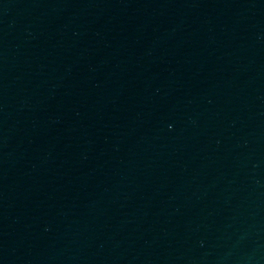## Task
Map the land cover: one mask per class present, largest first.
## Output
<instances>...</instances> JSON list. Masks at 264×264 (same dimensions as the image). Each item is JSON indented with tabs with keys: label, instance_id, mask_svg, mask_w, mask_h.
Instances as JSON below:
<instances>
[{
	"label": "water",
	"instance_id": "water-1",
	"mask_svg": "<svg viewBox=\"0 0 264 264\" xmlns=\"http://www.w3.org/2000/svg\"><path fill=\"white\" fill-rule=\"evenodd\" d=\"M0 264H264V0H0Z\"/></svg>",
	"mask_w": 264,
	"mask_h": 264
}]
</instances>
